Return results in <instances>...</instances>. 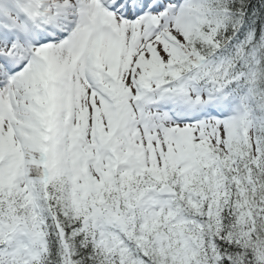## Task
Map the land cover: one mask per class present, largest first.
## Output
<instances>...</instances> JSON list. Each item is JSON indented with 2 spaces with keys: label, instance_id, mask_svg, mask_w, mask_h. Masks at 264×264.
<instances>
[{
  "label": "snow or ice",
  "instance_id": "obj_1",
  "mask_svg": "<svg viewBox=\"0 0 264 264\" xmlns=\"http://www.w3.org/2000/svg\"><path fill=\"white\" fill-rule=\"evenodd\" d=\"M0 264H264V0H0Z\"/></svg>",
  "mask_w": 264,
  "mask_h": 264
}]
</instances>
